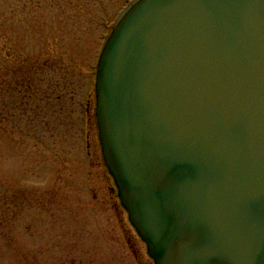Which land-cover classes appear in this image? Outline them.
Here are the masks:
<instances>
[{"label": "water", "instance_id": "1", "mask_svg": "<svg viewBox=\"0 0 264 264\" xmlns=\"http://www.w3.org/2000/svg\"><path fill=\"white\" fill-rule=\"evenodd\" d=\"M94 113L154 264H264V0H133Z\"/></svg>", "mask_w": 264, "mask_h": 264}, {"label": "rangeland", "instance_id": "2", "mask_svg": "<svg viewBox=\"0 0 264 264\" xmlns=\"http://www.w3.org/2000/svg\"><path fill=\"white\" fill-rule=\"evenodd\" d=\"M131 1L0 0V264H153L94 116L98 56Z\"/></svg>", "mask_w": 264, "mask_h": 264}, {"label": "trees", "instance_id": "3", "mask_svg": "<svg viewBox=\"0 0 264 264\" xmlns=\"http://www.w3.org/2000/svg\"><path fill=\"white\" fill-rule=\"evenodd\" d=\"M34 77V72H27V76H26V81L28 83V86L26 87V93L28 91V96L34 94L33 96H37L39 93L38 91V87H37V81L33 78ZM44 98V97H43ZM42 98V99H43Z\"/></svg>", "mask_w": 264, "mask_h": 264}]
</instances>
